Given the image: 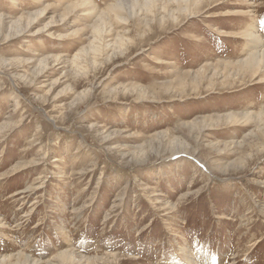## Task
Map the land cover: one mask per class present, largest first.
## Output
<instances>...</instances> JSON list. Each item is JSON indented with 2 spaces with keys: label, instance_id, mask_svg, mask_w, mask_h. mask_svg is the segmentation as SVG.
I'll return each instance as SVG.
<instances>
[{
  "label": "rangeland",
  "instance_id": "obj_1",
  "mask_svg": "<svg viewBox=\"0 0 264 264\" xmlns=\"http://www.w3.org/2000/svg\"><path fill=\"white\" fill-rule=\"evenodd\" d=\"M261 49L264 0H0V264H264Z\"/></svg>",
  "mask_w": 264,
  "mask_h": 264
},
{
  "label": "bare ground",
  "instance_id": "obj_2",
  "mask_svg": "<svg viewBox=\"0 0 264 264\" xmlns=\"http://www.w3.org/2000/svg\"><path fill=\"white\" fill-rule=\"evenodd\" d=\"M188 11V7L186 9ZM195 12H191L190 14L193 15ZM31 24V22H28L27 26L25 28H21L19 32H23L28 26ZM78 56L74 61V64L78 62ZM238 67L241 70L249 71L252 75H259V73H264V52L262 49L260 51H255L254 53L249 54L244 60H241L238 63ZM238 115L233 114V121L238 119ZM73 255L71 254L70 259H73ZM70 260V261H71Z\"/></svg>",
  "mask_w": 264,
  "mask_h": 264
}]
</instances>
